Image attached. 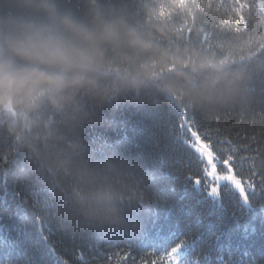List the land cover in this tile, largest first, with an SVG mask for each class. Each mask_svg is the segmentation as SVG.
Wrapping results in <instances>:
<instances>
[{
	"label": "trees",
	"instance_id": "obj_1",
	"mask_svg": "<svg viewBox=\"0 0 264 264\" xmlns=\"http://www.w3.org/2000/svg\"><path fill=\"white\" fill-rule=\"evenodd\" d=\"M59 4L115 23L110 70L135 86L0 109V264H264V0ZM193 132L248 205L210 195Z\"/></svg>",
	"mask_w": 264,
	"mask_h": 264
},
{
	"label": "clouds",
	"instance_id": "obj_2",
	"mask_svg": "<svg viewBox=\"0 0 264 264\" xmlns=\"http://www.w3.org/2000/svg\"><path fill=\"white\" fill-rule=\"evenodd\" d=\"M0 2L11 9L0 11V109L23 112L42 102L63 109L81 90L110 101L135 86L110 70L107 50L119 38L99 11L89 22L59 0Z\"/></svg>",
	"mask_w": 264,
	"mask_h": 264
},
{
	"label": "snow or ice",
	"instance_id": "obj_3",
	"mask_svg": "<svg viewBox=\"0 0 264 264\" xmlns=\"http://www.w3.org/2000/svg\"><path fill=\"white\" fill-rule=\"evenodd\" d=\"M192 135L196 137V143L194 145L196 151L200 154L202 158H205L207 160V164L209 165V169L206 170V176L216 181V183L211 186L210 193L213 195H218L220 188L219 182L227 181L230 182L232 185H234V187L240 191L241 195H244L245 190L241 185V181L239 179H236L235 175L232 174L233 169L230 163L232 157H229L228 159H225L223 161L224 165L227 167V172L219 173L216 164L214 163L215 155L211 150L210 143L206 144L203 140H201V138L195 132H193ZM189 177L192 179L191 176ZM193 182L195 184H200L201 180L200 178H196ZM249 187H251V185H249ZM261 191H264V183H262L261 185ZM244 201L248 202L247 196H244ZM185 243H187V241H181L179 244L173 247L171 249L172 254L178 257V253L180 249L185 245Z\"/></svg>",
	"mask_w": 264,
	"mask_h": 264
},
{
	"label": "rangeland",
	"instance_id": "obj_4",
	"mask_svg": "<svg viewBox=\"0 0 264 264\" xmlns=\"http://www.w3.org/2000/svg\"><path fill=\"white\" fill-rule=\"evenodd\" d=\"M9 113V112H8ZM195 148V147H194ZM196 150V149H195ZM197 152V151H196ZM198 153V152H197ZM199 154V153H198ZM205 159V158H204ZM205 161L207 162V160L205 159ZM214 163L216 164V167H217V170H218V172L219 173H226L227 172V167L226 166H224V168H226L225 170H224V172H222L221 170H220V167H219V164H218V162L216 161V159L214 160ZM207 169H209V165L207 164ZM233 175H234V173H232ZM209 180H210V187L213 185V184H215L216 183V181H214V180H212L211 178H208ZM220 183V188H219V194L218 195H213V194H211L210 193V195L213 197V198H217V199H219V197H220V189H221V186L222 185H224V184H226V183H228V184H230L232 187H234V185H232L230 182H227V181H221V182H219ZM242 185V184H241ZM242 187L244 188V186L242 185ZM235 188V187H234ZM235 190L241 195V193H240V191L238 190V189H236L235 188ZM244 190H245V188H244ZM242 196V199H243V201H244V196H247L246 195V191H244V195H241ZM244 203L246 204V205H248V202H245L244 201Z\"/></svg>",
	"mask_w": 264,
	"mask_h": 264
}]
</instances>
